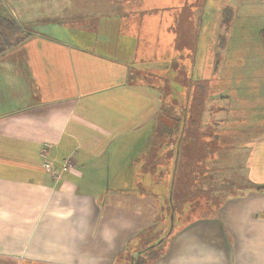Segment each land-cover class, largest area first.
<instances>
[{
  "label": "crops",
  "instance_id": "crops-1",
  "mask_svg": "<svg viewBox=\"0 0 264 264\" xmlns=\"http://www.w3.org/2000/svg\"><path fill=\"white\" fill-rule=\"evenodd\" d=\"M97 2L64 3H78L80 12H88L100 10ZM122 2L115 0L110 6L124 7ZM126 2L143 5V0ZM110 16L99 19L104 25L99 22L94 29L95 35L112 38V57L81 47L67 37L75 29L63 24L58 25L60 35L32 31L21 46L0 57V264H133L159 243L164 249L149 264H264L262 190H235L209 217L165 236L161 200L136 190L117 194L114 189L111 194L98 189L111 185L106 169L110 161L103 157L106 153L109 157L117 139L131 137L134 145L129 152L137 151L129 157L123 184L134 188L156 186L155 155L168 153L175 144L181 154L180 138L185 136L184 129L178 130L174 140L168 129L174 126L173 117L159 113L161 97L155 103L146 80L139 79L155 74L140 65L145 49L138 51L136 41L123 48L122 35L127 31L131 35L130 18H123L116 28L110 25ZM89 17L78 18L90 21ZM110 32L116 33L111 37ZM102 96L108 99L99 100ZM112 96L118 107L126 105L125 113L113 107ZM121 114L129 119L123 131L118 128ZM176 119L179 128L185 127L183 115ZM156 120L165 123L166 132L157 131L155 136ZM249 144L244 164L248 184L264 186V134ZM65 160L73 164L57 178L44 168L49 162L60 170ZM215 160L211 155L208 164ZM168 162L164 160L163 166ZM159 169L162 165L156 174ZM136 177L144 182L137 183Z\"/></svg>",
  "mask_w": 264,
  "mask_h": 264
},
{
  "label": "rangeland",
  "instance_id": "rangeland-1",
  "mask_svg": "<svg viewBox=\"0 0 264 264\" xmlns=\"http://www.w3.org/2000/svg\"><path fill=\"white\" fill-rule=\"evenodd\" d=\"M66 1L4 0L6 4L2 5L8 17L15 19L13 13H16L21 22L19 24L18 19H15L18 28L27 36L32 31L60 35L58 25L63 24L71 27L70 30L75 29L73 36L67 37L78 42L81 47H90L98 55L111 57L114 55L115 43H111L112 38L95 35L94 26L99 24V19L104 20L106 15H111L113 19L109 23L116 28L123 18H130L128 29L131 35L128 31L122 35L123 48L126 49L127 43L134 44L136 41L138 51L145 49L146 52L142 53L145 62L140 65L155 74H142L139 79L146 80L148 90L151 89L155 95V103L161 97L159 113L177 117L181 114L180 110L185 111L192 97L196 96L192 110L196 107L201 122L200 130H205L206 126H209L208 129L213 128L209 131L211 133L203 131L201 138L207 139L213 133L215 139H218V147L214 142L206 148L212 152L217 150V156L204 172H200L194 162V141L192 136L187 135L180 145L183 151L181 154L174 145L168 153L155 155L152 169L157 171L162 165L157 174L154 172L156 186L141 184L134 188L123 184H127L125 175L129 172V157L132 153L134 157L137 151L129 152L130 144L134 145L131 137L117 139L109 157L108 153L103 157L110 161L109 165L107 163L109 169H106L112 179L111 185L98 189L101 192L111 190V194L115 192L114 189H117V194L134 190L137 193L146 192L161 200L159 204L164 206L174 201L178 205L177 210L172 212L169 206L163 207L164 216L167 219L170 215L174 219L179 218L176 220L181 227L192 219L209 217L221 206V200L234 192L232 186L247 185L244 164L246 155L250 153L249 143L264 134V0H143V5H128L127 0H123L125 6L120 5V8L114 4L110 6L115 0H98L100 10L88 12H80L78 3L72 6L64 3ZM85 5L88 6V3ZM121 9L128 14H122ZM83 14H89L91 20L79 19ZM224 15L230 19L228 28L222 22ZM103 25L104 22H100V26ZM89 27L93 28L88 30ZM119 29H122L121 26ZM88 32L91 33L90 37ZM110 33L112 37L116 32ZM117 58L127 66L130 65L123 57ZM97 78L100 79V74ZM195 90L197 92L194 96ZM106 99L108 97H99V100ZM111 99L112 102L116 100L114 96ZM130 99L128 97L129 103ZM116 105L113 107L116 108ZM118 109L125 113L127 107L119 105ZM120 116L122 121L118 128L123 131L127 129L129 119L124 114ZM210 119L212 122H207ZM156 122L152 125L155 136L157 131L165 133V123ZM144 129L141 130L142 134ZM168 129L172 137L177 136L174 126L170 125ZM165 140H162L164 149L167 148ZM215 144L218 149L214 148ZM164 160L170 161L166 167L163 166ZM181 162L188 163L185 164V170L181 169ZM69 164L73 162L70 160ZM177 165L179 169L176 173ZM195 166L197 169L193 170ZM131 174L135 175L134 172ZM162 174L163 178L160 177ZM132 175L129 174V177L136 182ZM136 178L137 183L144 182L141 177ZM170 222L165 230L167 233L174 228ZM161 234L165 235L164 232Z\"/></svg>",
  "mask_w": 264,
  "mask_h": 264
},
{
  "label": "trees",
  "instance_id": "trees-1",
  "mask_svg": "<svg viewBox=\"0 0 264 264\" xmlns=\"http://www.w3.org/2000/svg\"><path fill=\"white\" fill-rule=\"evenodd\" d=\"M2 4H3V0H0V57L2 55H4L5 53L12 51V50L18 48L19 46H21L29 37V36L25 35L24 32H22L21 28H18L19 26H18V24L14 18L8 17V15L5 14L6 11L3 10ZM229 21H230V19L228 17H225V15H224V19L222 22L226 28H228V26H229V23H230ZM263 35H264V33H263ZM157 74L161 75V73H157ZM197 90H198V88H197ZM197 90H195V92L193 93L194 96H195V93L197 92ZM196 100H197L196 96H195V98L192 97L191 104L188 107H186L185 111L180 110L181 114H179V115H180V117H181V115H183L185 122H186L185 127L182 128L180 126V128H179L178 122L176 121L177 120L176 117H173V122H174L175 132L178 130H183V129L185 131V136L184 137L182 136L180 138V145L184 141V139L187 135L192 136L191 139H193V141H194L193 142L194 143L193 159H194V162L196 163V166H198L197 168L199 169V171L204 172L205 169H207L206 166L208 165V161H209L210 156L212 155V158H216V156H217V154L215 152H212V150H207L206 148L209 146H212L214 144V142L217 143L216 140H218V139L217 138L215 139L216 136H213V133H212V136L211 135L208 136L207 139H206V137L201 138V136L203 135L202 134L203 131L208 133L209 131L213 130V128L211 127L212 129H208L209 126H206L205 130H203V131L200 130V123L201 122L198 118V116H199L198 113H196V111H195L196 107L193 108V110H192V104H193V102L195 103ZM200 109H201V107H200ZM209 122H212V121H209ZM211 138H212V144L209 143ZM198 139H199V141H198ZM174 140L177 141L178 138L174 137ZM175 147H176V144H175ZM215 147H216V144L214 145V148ZM217 147H218V143H217ZM199 151H200V154H199ZM182 156H184V155H182ZM185 159L188 160V158H185ZM185 164L188 165L187 162H183V163L181 162V164H180L181 169L185 170L184 169L186 166ZM196 166L193 167V170H195ZM178 169L179 168L177 165V168L175 171L176 173H177ZM193 175H197V174L193 173ZM247 185L245 187L232 186V188L234 189V191L235 190L238 191V190H242V189H249V188L250 189L255 188L256 190L264 191V186H256L254 184H248V183H247ZM204 191H206V189ZM235 193H231V195H233ZM173 198H174V195H173ZM223 200H221V201H223ZM220 204H222V203L220 202ZM174 205H175L174 201L171 203H168V205L166 204L167 207L168 206L170 207L172 212H175L177 210L176 207L178 205L177 206L176 205L174 206ZM166 206H163V207H166ZM219 207H220V205L217 207V210L219 209ZM162 211H163V215H164V210H162ZM164 218H166V217L164 216ZM176 219H179V218L174 219L173 215H170L169 219L166 218V228L167 229L169 227V221H171L170 222L171 225L172 224L174 225V228L172 229V231L171 232L169 231L170 233L168 232L170 235L172 233L176 232L178 229L183 228L185 226L184 225L181 227V225L178 223V220H176ZM195 219H197V218H195ZM195 219L188 221V223H190L191 221H193ZM168 233L166 231L165 236H167ZM161 241H163V240H161ZM162 244L159 243V246L147 250L146 252H144L143 255L137 256V258H135L133 264H149L150 262L156 260L158 257H160V255L164 249V246Z\"/></svg>",
  "mask_w": 264,
  "mask_h": 264
},
{
  "label": "built area",
  "instance_id": "built-area-1",
  "mask_svg": "<svg viewBox=\"0 0 264 264\" xmlns=\"http://www.w3.org/2000/svg\"><path fill=\"white\" fill-rule=\"evenodd\" d=\"M69 162L70 160H65L60 170H57L55 166L49 162H46L44 164V168L48 173L54 176V178H57L61 173L66 172L70 169L71 164H69Z\"/></svg>",
  "mask_w": 264,
  "mask_h": 264
}]
</instances>
